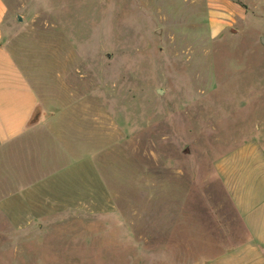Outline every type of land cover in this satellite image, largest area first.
Listing matches in <instances>:
<instances>
[{"label": "rangeland", "instance_id": "rangeland-1", "mask_svg": "<svg viewBox=\"0 0 264 264\" xmlns=\"http://www.w3.org/2000/svg\"><path fill=\"white\" fill-rule=\"evenodd\" d=\"M14 9L29 16L24 37L46 33L57 46L63 34L66 64L54 75L81 84L96 121L78 146L57 145L63 167L34 192L8 185L15 156L0 168V264L208 262L223 236L205 232L192 189L232 142L264 137V0H19Z\"/></svg>", "mask_w": 264, "mask_h": 264}, {"label": "crops", "instance_id": "crops-1", "mask_svg": "<svg viewBox=\"0 0 264 264\" xmlns=\"http://www.w3.org/2000/svg\"><path fill=\"white\" fill-rule=\"evenodd\" d=\"M17 1L0 0V168L15 156L19 174L4 171L13 178L8 185L13 192H34L47 182L40 178L63 167L59 148L78 146L87 122L94 126L89 110L96 101L64 73L54 75V65L66 64L63 34L57 46L46 33L38 42L24 37L29 16L14 9ZM230 146L213 161L198 192L191 188L205 232L223 236L213 237L215 254L205 264H264V137ZM177 203L185 210L183 201Z\"/></svg>", "mask_w": 264, "mask_h": 264}, {"label": "water", "instance_id": "water-1", "mask_svg": "<svg viewBox=\"0 0 264 264\" xmlns=\"http://www.w3.org/2000/svg\"><path fill=\"white\" fill-rule=\"evenodd\" d=\"M259 43L264 48V36L259 38ZM157 94H162V92L161 91H157Z\"/></svg>", "mask_w": 264, "mask_h": 264}]
</instances>
